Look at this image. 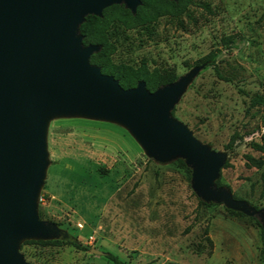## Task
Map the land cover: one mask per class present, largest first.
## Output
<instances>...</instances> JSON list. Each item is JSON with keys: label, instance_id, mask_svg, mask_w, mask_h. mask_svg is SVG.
<instances>
[{"label": "rangeland", "instance_id": "1", "mask_svg": "<svg viewBox=\"0 0 264 264\" xmlns=\"http://www.w3.org/2000/svg\"><path fill=\"white\" fill-rule=\"evenodd\" d=\"M224 38L233 42L224 45ZM111 41L113 64L137 68L145 63L149 70L171 69L178 76L221 48L217 62L230 79L202 65L171 116L224 154L217 178L259 212L250 215L203 199L177 163L184 158L154 157L118 122L56 115L44 126L36 211L60 233L20 236L18 251L29 264H115L105 252L127 264H264L258 225L264 226V166L245 163V154L264 156L250 146L264 131L262 106L250 104L251 95L264 94V0H194L178 18L162 16L148 30L118 28ZM55 238L104 253L70 243L29 242Z\"/></svg>", "mask_w": 264, "mask_h": 264}, {"label": "water", "instance_id": "2", "mask_svg": "<svg viewBox=\"0 0 264 264\" xmlns=\"http://www.w3.org/2000/svg\"><path fill=\"white\" fill-rule=\"evenodd\" d=\"M177 1V0H174ZM141 0H0V264H29L20 236L53 237L40 219L36 196L45 165L47 118L79 114L124 125L154 157L184 158L192 185L205 200L253 215L259 210L217 186L222 152L196 139L171 116L175 102L202 68L151 91L140 80L124 88L91 63L98 44L84 45L79 25L112 4L136 12ZM93 252H104L92 247Z\"/></svg>", "mask_w": 264, "mask_h": 264}, {"label": "trees", "instance_id": "3", "mask_svg": "<svg viewBox=\"0 0 264 264\" xmlns=\"http://www.w3.org/2000/svg\"><path fill=\"white\" fill-rule=\"evenodd\" d=\"M193 1L194 0H141L135 13H132L130 9L124 6V4H112L103 9L101 16L93 14L87 15L85 20L79 25V32L82 35L83 44H98L100 46L99 50L91 55V63L98 65L103 73L114 75L124 88L134 87L140 80H143L146 83V87L149 90L154 91L160 86L175 81L179 76L171 69H160L155 67L152 70H149L145 63H142L137 68H132L123 64H113L110 55L116 50V45L111 41V36H114L115 30L118 28H144L145 30H148L149 24L155 22L162 16L178 18L187 12L188 6ZM223 41L224 45H227V42H233V39L224 38ZM220 52L221 48L216 47L199 58L195 64L203 66L210 65L218 77L229 80V77L223 76L217 62ZM250 104L252 106H262L260 119L264 126V94L254 93L251 95ZM236 135L237 134H234L232 136L227 147L233 144ZM250 146L254 150L264 153V131L261 133L260 141L252 140ZM245 159L246 166L248 167H256L259 169L264 166V156L255 157L252 154H245ZM177 163L183 167L188 176L191 177L192 170L187 166L185 161L179 158L177 159ZM225 165H228V162H226ZM215 183L218 187L225 185L219 178L215 180ZM234 197L237 198L236 196ZM258 225L261 231L259 256L260 259L264 261V226L259 222ZM208 240L211 241L209 237ZM29 242L54 245L70 243L83 250L92 248L83 242H77L70 239L55 238L47 240H29ZM105 254L115 264H127L113 253L105 252Z\"/></svg>", "mask_w": 264, "mask_h": 264}]
</instances>
